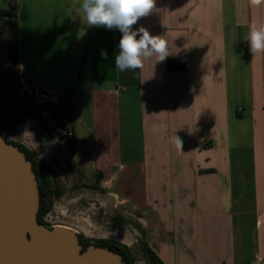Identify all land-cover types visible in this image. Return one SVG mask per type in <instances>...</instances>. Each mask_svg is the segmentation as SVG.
I'll use <instances>...</instances> for the list:
<instances>
[{
	"label": "crops",
	"instance_id": "0c3cea01",
	"mask_svg": "<svg viewBox=\"0 0 264 264\" xmlns=\"http://www.w3.org/2000/svg\"><path fill=\"white\" fill-rule=\"evenodd\" d=\"M3 2L17 65L53 60L69 77L55 92L29 83L67 108L78 155L99 148L101 185L162 262L264 264V52L246 40L264 25V0H155L133 27L165 39L170 55L123 72L121 33L87 25L81 0Z\"/></svg>",
	"mask_w": 264,
	"mask_h": 264
},
{
	"label": "rangeland",
	"instance_id": "374dc122",
	"mask_svg": "<svg viewBox=\"0 0 264 264\" xmlns=\"http://www.w3.org/2000/svg\"><path fill=\"white\" fill-rule=\"evenodd\" d=\"M0 8H7L3 0H0ZM10 18L9 14H0V99L17 117L23 114L28 101L32 105V114L20 123L7 122L2 134L6 139L35 151L38 159L55 175L60 196L53 199L44 222L48 228L66 227L91 240L115 241L116 237H126L131 243L129 249L134 264H144L146 234L112 190L101 185L99 172L93 167L94 163L98 165L99 160L104 159L98 155L99 148L95 149V155H78L69 111L59 107L51 110L48 107L53 105L48 102L37 106L34 103L36 97L23 89L27 86L33 94L43 92L33 85L37 82L55 92L58 87L66 88L69 77L54 75L53 60L35 59L34 65H30L23 59L18 66L11 55L12 50H17V44ZM20 66L26 72L20 73ZM43 67L52 71L43 70ZM89 151L92 153L93 149Z\"/></svg>",
	"mask_w": 264,
	"mask_h": 264
},
{
	"label": "water",
	"instance_id": "95a60500",
	"mask_svg": "<svg viewBox=\"0 0 264 264\" xmlns=\"http://www.w3.org/2000/svg\"><path fill=\"white\" fill-rule=\"evenodd\" d=\"M39 204L31 163L0 134V264H125L103 247L81 252L74 230L39 225Z\"/></svg>",
	"mask_w": 264,
	"mask_h": 264
},
{
	"label": "clouds",
	"instance_id": "9594fccd",
	"mask_svg": "<svg viewBox=\"0 0 264 264\" xmlns=\"http://www.w3.org/2000/svg\"><path fill=\"white\" fill-rule=\"evenodd\" d=\"M256 3L257 0H252ZM155 0H81L80 9L84 22L89 26L118 30L121 33L118 54L114 58V66L119 71L137 70L144 67V62L153 60L163 62L170 55L169 45L161 36H153L150 32L134 25L148 16L154 9ZM246 40L250 44V52L255 57L264 52V25L253 24ZM101 56L107 59V52L102 50ZM178 143L181 141L177 138Z\"/></svg>",
	"mask_w": 264,
	"mask_h": 264
},
{
	"label": "trees",
	"instance_id": "16d2710c",
	"mask_svg": "<svg viewBox=\"0 0 264 264\" xmlns=\"http://www.w3.org/2000/svg\"><path fill=\"white\" fill-rule=\"evenodd\" d=\"M7 14L10 15L9 12L4 13V15ZM11 55L13 61L17 63L18 62L17 50L15 49L12 50ZM168 67L171 66L168 65ZM57 107L61 108L65 112L67 111V109L65 108V106L62 105L61 102H58L53 106H49L48 108L52 110ZM31 108H32L31 103L26 101L23 114L17 117L11 112L9 106L2 99H0V134L4 138L7 144L17 147L18 150L25 155L26 160L31 163V168L36 176L38 191H39L40 204L37 213V223L39 225H43L47 227L46 223L44 222V216L51 210L53 199L60 196V190L57 187L55 181V175L47 165H45L38 159L37 153L35 151L28 150L24 146L6 139L2 134V130L7 124V122L20 123L24 121L27 117H29L32 114ZM71 123H72V119H71ZM78 240L82 248L81 252L85 251L86 247L90 245L92 242H96L97 243L96 247H103L114 252L115 254H118L125 262V264L135 263L129 247L126 246L125 244L107 239L91 240L85 238L82 235H78ZM144 251L146 254V261L148 262V264H164L162 260L157 256V254L147 244H145L144 246Z\"/></svg>",
	"mask_w": 264,
	"mask_h": 264
},
{
	"label": "built area",
	"instance_id": "2783aa9c",
	"mask_svg": "<svg viewBox=\"0 0 264 264\" xmlns=\"http://www.w3.org/2000/svg\"><path fill=\"white\" fill-rule=\"evenodd\" d=\"M23 89L28 93V94H32L33 96L36 97V99H34V103L37 106H42L43 102H48L49 104L55 105L58 103V99L53 96L51 93L49 92H40L38 93H32L29 88L27 86H24ZM36 92H38V89H35Z\"/></svg>",
	"mask_w": 264,
	"mask_h": 264
},
{
	"label": "flooded vegetation",
	"instance_id": "af4514ba",
	"mask_svg": "<svg viewBox=\"0 0 264 264\" xmlns=\"http://www.w3.org/2000/svg\"><path fill=\"white\" fill-rule=\"evenodd\" d=\"M96 245H97L96 242H92V243H91L90 245H88V246H94V247H96ZM88 246H87V247H88ZM87 247H86V248H87Z\"/></svg>",
	"mask_w": 264,
	"mask_h": 264
}]
</instances>
